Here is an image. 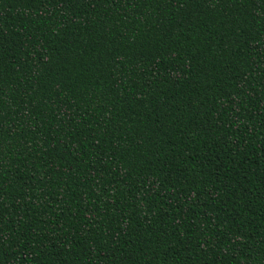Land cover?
I'll return each instance as SVG.
<instances>
[{"label": "trees", "instance_id": "trees-1", "mask_svg": "<svg viewBox=\"0 0 264 264\" xmlns=\"http://www.w3.org/2000/svg\"><path fill=\"white\" fill-rule=\"evenodd\" d=\"M0 264H264V0H0Z\"/></svg>", "mask_w": 264, "mask_h": 264}]
</instances>
